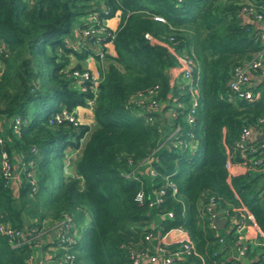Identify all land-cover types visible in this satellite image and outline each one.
<instances>
[{"label": "trees", "instance_id": "1", "mask_svg": "<svg viewBox=\"0 0 264 264\" xmlns=\"http://www.w3.org/2000/svg\"><path fill=\"white\" fill-rule=\"evenodd\" d=\"M248 2L264 12V0H0L5 137L0 154L5 149L12 169L20 174L14 187L0 169V224L20 228L27 237L14 246L0 232V264H31L28 258L45 222L56 223L63 213L72 215L78 232L69 248L77 264H131V248L146 244L144 236L153 230L155 217L161 232L183 227L210 264H221L234 234L211 227L201 215L210 195L226 215L244 204L264 230V170L244 159L262 156L261 150L252 151L261 140L236 145L244 127H264L263 68L252 70L251 97L229 87L234 66L264 48L257 20L240 13ZM102 7L108 8V18L121 13L114 51L107 54L108 66L98 83L95 123H50L53 113L82 105L93 94L81 90L69 71L82 69L95 42H103L100 37L76 45L77 32L87 25L82 17L101 16ZM146 32L178 53L195 54L199 77L193 126L184 117L190 94L182 80L172 81L169 74L176 57L167 46L150 43ZM73 60L77 62L70 69ZM137 93L155 98L157 109L131 103ZM15 115L22 119L19 134L12 128ZM177 125L183 133H194L193 151L173 145L175 138L169 135ZM72 150H79L78 155L71 156ZM30 161L35 189L27 174ZM66 162L68 168L73 165V173L65 172ZM166 177L176 191L166 188L157 194L160 201L150 204ZM140 190L141 203L135 200ZM167 211L173 216L164 215ZM55 234L45 246H55L60 264L62 249ZM247 255L248 264H264L263 254L254 259L248 250Z\"/></svg>", "mask_w": 264, "mask_h": 264}, {"label": "built area", "instance_id": "2", "mask_svg": "<svg viewBox=\"0 0 264 264\" xmlns=\"http://www.w3.org/2000/svg\"><path fill=\"white\" fill-rule=\"evenodd\" d=\"M103 8V15L99 16L96 13L87 14L82 19L87 22V25L81 28L77 32L76 45H85L92 38H102L103 42L97 40L96 48L94 52L89 53L85 57V64L82 69H73L69 74L75 77L78 82V87L81 90L90 89L92 96L87 97L85 103L78 105L71 110L67 108H61L56 111L49 118L50 123H62L70 122L73 125H79L82 122L77 115V108L84 107L92 109L95 105V99L98 92V83L103 77L104 71L108 66L107 54H113V39L115 37V30L120 20V11H117L112 17L116 20L115 25L109 24L108 14L109 10L106 7ZM240 13L247 17H253L255 20L264 24V12L258 11L254 4L248 2L243 5ZM145 37L148 38L150 43H158L167 46L168 50L176 57L177 73L182 76V88L187 91L191 97V103L185 111V120L189 126H193L196 117V105L198 97V64L196 62L195 54L192 50L183 51L181 53L176 52L174 47L168 45L166 42L159 40L150 33L146 32ZM107 38V39H106ZM106 39V40H105ZM172 39V38H171ZM95 41V40H94ZM93 41V42H94ZM0 45V50H1ZM255 68H263L264 72V48L258 51L251 59L234 66L232 70V77L229 81V87L232 91L237 92L238 95L244 97H251L252 92L250 86L252 84V70ZM88 82V84H86ZM157 86L149 89L148 94L151 96L156 91ZM131 103L143 107L145 110H156L158 102L155 98L145 97L142 93H137L130 98ZM129 100L127 106H129ZM148 119H152L148 116ZM263 119L259 121L262 122ZM21 116L15 115L12 119V128L16 134L20 133ZM263 128V127H262ZM252 129L251 127H244L236 145L240 148L247 145L250 140L255 137V133L261 129ZM173 134L172 143L174 146L186 148L193 151L196 147V140L194 139V133L189 129L185 133L182 132L181 126L177 125L169 137ZM4 132L2 129V118L0 116V144H4ZM261 142L253 150H261V157L253 155V161L251 158L244 159L251 160L254 166H258L264 170V139H260ZM0 169L1 174L5 178L6 183L9 184L16 177L15 171L12 169L11 163L8 158L7 151L1 150ZM131 163V161H128ZM30 170L27 172L29 181L32 184V189L36 187V177L34 176L35 166L33 161H30ZM246 164V161H244ZM244 167V165H242ZM230 168V166H229ZM245 168V167H244ZM65 172H68L67 162L65 164ZM150 174L155 175L154 168H149ZM18 172V171H17ZM19 173V172H18ZM166 188H170L172 193L177 189L173 180L166 177L164 184L158 189L157 194L164 193ZM135 200L139 203L143 201V191H138L135 195ZM160 199L157 196L151 203L159 202ZM201 215L206 217L208 224L211 227L217 228L216 221L220 218H225L226 222L223 229L232 230L234 234L233 242L229 246V254L225 255V258L221 260V264H248L249 257L247 251L249 250V244L264 246V230L257 224L255 217L251 211H249L244 204L233 207V212L225 214V210L219 209L215 198L210 195L202 204ZM168 217H172V211L164 213ZM57 238L59 247L62 249V255L60 258V264H77L75 255L69 251V248L74 244L78 237L77 229L74 227L73 217L69 213H63L61 218L56 222ZM153 229L144 236L145 245L143 247L134 246L129 252V258L131 264H210L206 256L201 253L195 246L194 241L191 239L186 229L181 226H177L169 229L166 232L161 230L154 231V226L150 225ZM37 228H34L36 230ZM0 232L4 234L12 245H20L27 240L25 233L20 228H15L9 224H0ZM219 242L224 243L223 236L219 237ZM254 259L257 258L258 253L254 252ZM33 253L29 256L28 260H32ZM233 261V262H232ZM215 260L213 264H215Z\"/></svg>", "mask_w": 264, "mask_h": 264}, {"label": "crops", "instance_id": "3", "mask_svg": "<svg viewBox=\"0 0 264 264\" xmlns=\"http://www.w3.org/2000/svg\"><path fill=\"white\" fill-rule=\"evenodd\" d=\"M256 22H258L259 26L262 28V32H263L262 38L264 39V24L259 21H256ZM109 24L115 25L116 20L114 18H110ZM0 66H1V62H0ZM169 74H170L172 81L175 80L176 82H178V80L180 81L182 80V76L177 73V69L175 68V66L169 69ZM76 113L78 117L80 118V121L83 124H87L90 127H92V125L94 124L92 109L78 107ZM68 153L74 156L73 154L75 153V151H69ZM68 172H72V173L74 172L73 165H71V167L68 168ZM15 173H16V177L13 179L14 187L17 186L16 184L19 182L18 180L20 178V174L17 171ZM86 219H87V215H86ZM45 224L46 225L43 228V231H41L39 235L37 236L38 241L35 243V249L33 251V258L31 261L29 260L31 264H59L58 259L55 258V254H56L55 246L51 244L48 246H45L46 242H49V241L52 242L54 236H56L55 234L57 233L56 226H55L56 223H51V222L46 221ZM151 225H154V223L152 222ZM50 229H52L54 232L48 231ZM154 231H155V228H154ZM42 232L44 234H42Z\"/></svg>", "mask_w": 264, "mask_h": 264}, {"label": "rangeland", "instance_id": "4", "mask_svg": "<svg viewBox=\"0 0 264 264\" xmlns=\"http://www.w3.org/2000/svg\"><path fill=\"white\" fill-rule=\"evenodd\" d=\"M78 23H79L78 20L74 22V28L77 27ZM76 62H77V61L73 60V61L71 62V65H70L69 68L71 69L72 67H74L75 64H76ZM73 69H76V68H72V70H73ZM72 70H70L69 72H71ZM72 151H73V150H72ZM78 151H79V150H75V153L73 154L74 157L78 155ZM71 156H72V155H71ZM69 168H70V167H69ZM153 223H154L153 226H154V228H155V231L160 230V228L158 227V217H155V218H154ZM249 251L252 252V253L255 252V253L263 254V255H264V246H261V245H255V244H253V243H250V244H249Z\"/></svg>", "mask_w": 264, "mask_h": 264}, {"label": "water", "instance_id": "5", "mask_svg": "<svg viewBox=\"0 0 264 264\" xmlns=\"http://www.w3.org/2000/svg\"><path fill=\"white\" fill-rule=\"evenodd\" d=\"M94 123H95V120H94ZM255 137L258 138V139H264V127L259 132L255 133ZM225 222H226V219L224 217L218 219L216 221L217 228H223Z\"/></svg>", "mask_w": 264, "mask_h": 264}]
</instances>
